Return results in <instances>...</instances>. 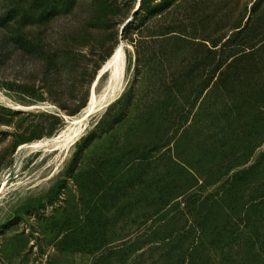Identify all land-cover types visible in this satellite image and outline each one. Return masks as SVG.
Segmentation results:
<instances>
[{
	"label": "rangeland",
	"instance_id": "374dc122",
	"mask_svg": "<svg viewBox=\"0 0 264 264\" xmlns=\"http://www.w3.org/2000/svg\"><path fill=\"white\" fill-rule=\"evenodd\" d=\"M138 4L0 0V264H264L263 104L221 111L200 78L165 91L157 63L147 108L116 124ZM23 9L27 32L6 26ZM72 48L75 65L56 58Z\"/></svg>",
	"mask_w": 264,
	"mask_h": 264
},
{
	"label": "trees",
	"instance_id": "16d2710c",
	"mask_svg": "<svg viewBox=\"0 0 264 264\" xmlns=\"http://www.w3.org/2000/svg\"><path fill=\"white\" fill-rule=\"evenodd\" d=\"M23 12L25 18L5 21L6 26L16 25L19 31L27 32V10ZM121 36L133 46L136 79L110 109L116 124L147 108L145 85L152 80L150 72L157 63L166 71L163 79L169 87L165 86V91L171 92L188 81L193 90L195 80L200 78L206 100H220L221 111L240 115L238 110L243 105L231 102L232 97L264 107V0H141ZM61 54L56 58L72 64L81 56L74 48ZM191 65L194 69L190 74ZM97 70L82 72L95 75ZM89 87L86 97L73 105V111L78 113L85 107L83 100L88 99ZM233 181L228 176L229 191Z\"/></svg>",
	"mask_w": 264,
	"mask_h": 264
},
{
	"label": "bare ground",
	"instance_id": "6f19581e",
	"mask_svg": "<svg viewBox=\"0 0 264 264\" xmlns=\"http://www.w3.org/2000/svg\"><path fill=\"white\" fill-rule=\"evenodd\" d=\"M122 55H123V46H120V47L116 50L113 59L108 63L107 66H105V67L101 70V72H100V74H99V77H101L102 73H104L107 69H109V67H110L112 64H115V65H116V68L114 69V73H117L118 70H119V68H118V64H119V61L122 59ZM96 84H97V82H95V85H96ZM95 103H96V95H95V93L93 92L92 100H91V103H90V108H94ZM83 131H84V128H82L81 131L79 130V131L75 132L74 134H72V135L68 138V139H69V142H73V141H75V140L79 137V135L81 134V132H83Z\"/></svg>",
	"mask_w": 264,
	"mask_h": 264
},
{
	"label": "water",
	"instance_id": "95a60500",
	"mask_svg": "<svg viewBox=\"0 0 264 264\" xmlns=\"http://www.w3.org/2000/svg\"><path fill=\"white\" fill-rule=\"evenodd\" d=\"M140 2H141V0H139V4H138V6L136 7L135 11L132 13V17L126 22V24L123 26L122 30L125 28V26H126L127 24H129V23L133 20L135 14L138 12V10H139V8H140ZM106 72H108V70H106L104 73H102L101 77H98V78H97V85H98L100 79L102 78L103 74H105ZM97 85H96V86H97Z\"/></svg>",
	"mask_w": 264,
	"mask_h": 264
}]
</instances>
